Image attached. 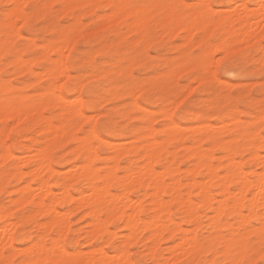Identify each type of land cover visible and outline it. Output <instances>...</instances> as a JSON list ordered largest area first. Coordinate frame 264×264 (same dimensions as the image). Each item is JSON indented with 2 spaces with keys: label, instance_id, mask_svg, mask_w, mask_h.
<instances>
[{
  "label": "rangeland",
  "instance_id": "374dc122",
  "mask_svg": "<svg viewBox=\"0 0 264 264\" xmlns=\"http://www.w3.org/2000/svg\"><path fill=\"white\" fill-rule=\"evenodd\" d=\"M176 1H178V0H176ZM176 1L175 0H167V2H171V3H176ZM201 1H203V0H201ZM201 1L192 0L193 3L201 2ZM7 2H8V0H7ZM22 2H23L22 0H19L17 4H21ZM179 2L183 3L184 0H181V1L179 0ZM225 2H230V0H225ZM13 3H15V2H13ZM35 3H39V4L47 7V8L45 7L41 12V15H46V22H42L40 27H38V28L34 27L31 31H29L27 28L21 27V24L23 22L18 23V22H16L17 19H13V21L15 20L14 21L15 23H13V25H17V27H12V30H11L12 34L11 35L9 34L11 39L8 37L9 40L4 41V43H3L5 47L2 44V49L0 48L1 49L0 50V99L3 98L4 93L7 91V92H10V94H12V95L20 96L24 100H26L28 102L29 101L32 102L33 106L34 105L36 106L35 108L42 109L41 110L42 112L40 110L34 111L36 109L33 107L34 108V110H33L34 112L32 114L33 120H35L37 117H40L41 114L42 115L44 114V116H45V114L46 115L48 114L49 115L48 117L51 118L54 121V123H57L59 121L61 123H64L63 121H65L64 124H65L66 133L59 142H57L55 145L51 146V145H47L45 142V140L47 139L46 135L42 134L39 131H38L39 133L36 132L41 124L40 125L39 124L33 125L32 121H31L32 119H26V120L19 121V122L16 121L17 124L19 125L20 130H21L20 131L21 136L19 134V136L10 145H8L9 150L14 154V156L5 157V150H6L5 141L7 139V133L5 132V130L3 128L5 120L3 121V118H2V120L0 118V126H1L0 132L4 130L3 133L1 132L2 134L0 133V155H1L0 156L1 157V159H0V207L2 206L4 208H6L5 209L6 211H8L6 218L2 219V222H4V223L7 222V225H8V223L10 225H12L13 223L15 224V220L17 221V223H16L17 225H13V226H16L14 228H15L16 233H17L16 234V240L13 242V245H15L16 248H14V246H12L13 251H14V249H16V251L17 250L19 251V249L20 250H22L24 248L26 249V247L29 246L30 238L32 239V241H36V242L39 241V242L43 243V241H45L44 244L46 243L48 245V247H50V244L47 241L50 242V240H52L51 238L53 236H57L56 234H57V231L59 229H57L56 226H53L52 228L50 227L51 228L50 231L48 230L49 232H47V234L45 235L46 232H44V231L46 228H49V227L45 225V227H46L45 228L43 225L41 228L40 227L38 228V224H39L38 222H41V221L43 222V219L45 221V219L47 217L44 218L41 215H39L38 213H36L35 206L33 207V205L30 204L29 202L23 203L21 206L20 205L17 206L15 203H12L13 198H15V195L12 191L16 187H18V185L20 186V184H21V186H22V184H23V186H24V183L26 185L25 181H27V180L29 182L34 183L35 181H37V179L35 178L34 181H33V179H31V181H30L29 176H23L22 180L17 182L16 177L14 178V175H13L14 172L11 174V171H14L15 168H19L22 166H23L22 169L25 172L30 169L31 164L33 163V161L30 160V159H32L30 156L31 154L27 155V157L29 156V158L25 157L26 154H28V149L30 147L33 150V152H30V153H33V154H34L35 150H37V149L38 150L43 149L44 151L47 149L45 151V153H49L47 155L49 157L50 163L52 164L53 168L56 170V172L53 173L51 182L54 184V191H56L58 193L59 189H58V186L56 184H59L62 182L63 175H64L65 171L69 169L70 164H72L74 162H79L77 160L75 154L73 153L75 150H72V149H75L76 145H77L75 140L73 141L74 136L76 135V132L78 133L77 135L79 137H82L85 140L88 139L87 140L88 143H92V146L96 149L98 157L95 159V165L98 167H101V168L105 167L106 166L105 164H107V163L110 165H115L117 167V168L114 167L117 170V171L115 170V172H117L115 175L117 177L118 176L120 177V174H122V176H123L128 171L133 170L135 168H137L136 170H138V168L140 167V165L143 162V157H142L143 150L141 149L143 146H141V144L144 141L146 142V139H140L139 135H143V133L144 134L146 133V126H148V125H151L152 127L154 126L153 127V129H154L153 137L157 138L158 141L161 142V145H159L157 148H160V146L165 147L164 149H162L160 151L158 150V152H159L158 154H160V155H158L159 157H158L157 161L154 163V165H155L154 168L156 167V169H155L156 171L157 170L163 171V172L165 171V174H166V175L163 174V175H165L164 186L160 190V195L162 193L165 200L168 199L169 196H170V198H172L173 196L176 197L177 195L188 197L189 196L188 192H189L191 195L189 197H191L193 200L197 201L199 199V196H198L196 190L199 191V189H197L199 187L197 185H196L197 186L196 187V186L191 184V182H192L191 179L194 178V176H193L194 174H191L193 172V171L191 172V169L195 168V167H193L194 161H197L196 162L197 166H198V162H201V163L211 162V163L215 164V165L212 164L213 166H217L216 164L218 162H220V164L222 162L223 165H219L220 167H218V170L217 169L216 170L219 174H220V172H221V174H223L224 166L227 164V159H226L225 153L228 154V152H229V151H226L225 149L223 150L225 145H229L230 147L234 146V148H235V150H234L235 159L237 162L238 161L241 162L240 164L243 165V168H245L244 169L245 171L247 170L248 172H252V175H254V176H255V171H257V172L261 171L262 165L259 163V160H258V162H255L256 159L251 158L249 155V153H251L252 151H254L256 149L260 152V154L263 155V153L261 151V149H262L261 138L259 135V133H260L259 121L262 118L256 119V117L261 115V109L259 107H256V106L247 107V106L242 105L239 109L234 107V106H226L227 105V99H228L227 97L220 100V99H218V96L215 92H208V91H202L201 90L203 88V82H201V81H203V80L202 79L199 80V76L196 73L200 69L202 61L204 59H206L205 58L206 53H204L203 51L208 44L204 42L205 40H207V39L209 40V38H212L214 40L219 41V40H221L220 38L222 37V40H225L226 43L229 45L230 50L232 49V47H234L233 49H235V50L232 49L231 52L235 51L238 53L242 48L246 49V48H250V47H253L256 44H258L261 36L264 35V32L262 33V35L260 34L259 35L260 37H258L257 39L252 38V40L245 41V43H243L244 41L239 42L238 40L236 42V39L234 38L233 32L226 34L227 36L224 35L225 32L226 33L228 32L227 31L228 28H226V29L221 28L219 31H216L214 33L213 29H212L213 27H212V28L208 29L209 31L212 29V31H210V33L207 30L204 34H200V29H202V28L197 26V25L198 24L201 25V23L196 22V20H195L196 17L194 14L195 12H189L186 10H182L185 13L189 12L187 14H183V16H182V18L183 17L187 18V19H184V21L186 20L187 22H184L183 19L181 20L183 22V24L185 23L184 28H183L182 22L180 23L181 18L179 16V19L176 22L177 24H174L171 26V27L174 26L173 29L171 27L165 28L163 25H159V26L156 25L155 26L156 30L153 32V35L151 37H148V38H146V37L142 38L141 37L140 38V36H139L137 39H133L132 38L133 34L137 33V32H135V31L132 32V30H130V27L128 26V24L126 22H124L123 27L118 26L123 21V18L119 19V21H118L114 16L109 18L110 16L104 17L103 15H95V13H97V11L103 12V8L101 6L106 5V2L103 0H100L99 3L96 5L92 4L93 0H92V3H91V0H72L69 2L67 0L66 1H64V0H53V1L52 0H26V2H24V4H35ZM177 4H180V3L177 2ZM53 5H60V7L54 8ZM92 5H94L95 7H91ZM67 6H69V8H67ZM71 6H73V7H71ZM64 10H66V11H64ZM223 10L224 9H221V11H223ZM190 13L191 14L193 13L192 14L193 16H190ZM5 15L6 14L1 10L0 11V30H3V31L5 30V28L1 26V22L3 19H5V17H6ZM189 16L191 17V20H192V18H193V20H195L193 25H190V23H188L190 20ZM109 19L110 20L113 19L112 20L113 24H111L112 22L109 21ZM20 21H23V19H21ZM64 21H69V22L65 23ZM115 21L116 22L118 21V22L115 23ZM186 23L189 24L188 27H191L189 29L191 31H188L190 33H188L186 31V30H188ZM191 23H193V22H191ZM216 23H218V22H216ZM232 24L234 26L239 25V23H237L234 20L232 21ZM101 25H102V27H101ZM180 25H182V27H180ZM185 25L187 28H185ZM195 25L198 28V29L196 28V30H195V28H192V27H195ZM213 26L216 27V24H213ZM170 28L172 30H169ZM175 28H177L176 29L177 31L175 30ZM14 30L17 32L14 33ZM236 30H237V27L235 28V32H236ZM174 32H175V35H172ZM17 33H19V35H17ZM73 33H75L78 37H76V35H73ZM114 33H116V34H114ZM191 33H192V35H191ZM205 35L208 36V37L206 36L207 37L206 39H204ZM222 35H224V36H222ZM79 37H81V38H79ZM72 38L73 39L76 38V39L73 41ZM233 38L235 40H233L234 42L233 41L231 42L230 40ZM187 39H188V41H187ZM85 41L87 43H84ZM177 41H179V42L177 43ZM65 42L67 44L66 46H64ZM248 42L249 43L252 42V43L249 44ZM61 44L63 46H61ZM45 45H48V47L45 48ZM49 45H50V47H49ZM59 46L61 47L60 50H64V51H61L64 53L63 55H65V53H67L65 55L66 59L64 57L65 62L63 61V55L62 54H61L62 57H59V53H58L59 48H60ZM238 46H239V48H238ZM53 48H54V50H53ZM137 48H139L138 51L136 50ZM44 50H45V52H44ZM194 50H199L198 54L196 56L191 55V53ZM231 52H230V54H231ZM19 55H21V56L19 57ZM55 56L56 57L58 56V58L61 59L62 63L64 62V64H62L64 66L62 67V65H59L57 70H56L57 72L56 71L54 72L55 75H52L49 73L47 75L45 70H47V72H49V68L51 67L52 61L54 60V58L56 59ZM7 57H10V59H7V62H5ZM16 58H21V60L24 59L23 61L28 59L31 63L27 62L28 61L27 60L26 63L24 62V63L20 64L21 61H20V63H18L19 61H17ZM17 63L20 64V66L17 65ZM210 63H212V62H210ZM249 63H250V65L252 64V62H249ZM28 64H29L30 68L28 67ZM254 66L252 67V70L249 73H245V72L241 71L240 69H238V71H240L241 74H236V75L228 74V75H226V74L222 73L220 78H221V81L224 85H232L234 83L237 85H240V86L247 85L249 94L255 97L253 104L258 105L260 103V99H261L260 93H259V85L262 82H264L261 80L260 73H259V68H260L259 59H257V62L255 63ZM59 67L63 68V69L60 70ZM66 68H67V70H66ZM58 69H59V71H58ZM34 70H35V72H34ZM32 71H33V73H32ZM60 71H63V72H60ZM181 71H182V73H181ZM37 72L40 74L41 77L37 76V74H38ZM44 72H45V74L43 77L42 73H44ZM67 72H68V74H67ZM115 73H117V74H115ZM175 76H177V77H175ZM39 77L41 79L38 80ZM94 77H96V78H94ZM189 77H191V78H189ZM57 78L62 80V82L57 80ZM63 78H65V79H63ZM84 80H86V81H84ZM195 80H197V81H195ZM175 81L179 82L178 87L175 86V83H174ZM254 81H256V82H254ZM55 82L56 83L60 82V83L57 86L55 84ZM157 82H159V84L162 86V91H160L158 95H154L152 97L151 101L143 99L141 97V94L145 93L147 91L154 90L153 85ZM7 84L11 85L10 89L6 87ZM53 84L55 85L54 88H52V86H54ZM145 85H147V87H145ZM250 85H252V86H250ZM78 87L80 88V90ZM52 89H54V90H52ZM58 89L60 90L59 92H58ZM46 90H47V92H46ZM49 90H51V91H49ZM193 90H195V91H193ZM55 93H59L62 96H65L68 100H70L71 98H73V100H74V99H77V97H79L78 99L81 100L82 110H83V113H85V114L84 115H77V114L72 113V111L70 113L68 110L65 114V111L59 110V107H60L59 104H56V105H58V106H56L55 103H52V101H51V100H57L56 96H58L59 94L56 95ZM77 93H78V95H77ZM113 93H115V94H113ZM190 94L199 97L198 100H196L193 103L188 105V107L190 109H192L190 117L187 119H180V118L173 117L172 111L175 110L176 106L180 105L181 101H184L186 97H188L190 99L191 98ZM75 95H77V96H75ZM46 98L48 99L47 101H45ZM135 100L138 103V107L135 104L136 103ZM43 101H45V102H43ZM102 102H104V103H102ZM57 103H63V102L58 101ZM52 104H54L55 106H53ZM102 105L104 106V108H106V111L101 110ZM62 106H64V105H61V107ZM166 106H168V109ZM64 107H63V109H64ZM159 109L161 112L159 111ZM165 109H167L170 112H165V111H167ZM1 110H0V112H1V114H3L4 111L2 110L3 111L2 112ZM64 110H66V109H64ZM57 111H59V112L57 113ZM60 112H62V113H60ZM100 112H103V113H100ZM59 113H60V115H58ZM96 113L97 114L99 113V115H97ZM162 113H163V115H162ZM62 115L63 116L66 115V117L65 116L63 117ZM85 115H87V116L85 117ZM166 115H168V116H166ZM90 116H92V117H90ZM150 116H152V117L149 118ZM165 116L168 117V122H165V120L163 119V117H165ZM170 116L172 117L173 121L175 120V124L178 127V128H176L175 131L171 130L172 132H169V127L166 126L170 122ZM94 117H100L103 120V125L100 126L101 127L100 132L94 131V129H96L98 127L97 120ZM57 118H59V119L57 120ZM235 118H238V121L233 122L232 120ZM250 119H252V120H250ZM89 120L91 121L90 124L88 123ZM2 121H3V123H2ZM80 122H82V123H80ZM66 124L67 125L69 124L68 125L69 127ZM211 124H213V125H211ZM158 125H162V126H158ZM193 125L196 126V128L193 127ZM243 125H245V126H243ZM179 126H181V127H179ZM207 126H209V127L207 128ZM217 127H218V129L219 128L220 129L218 130ZM201 128H203V129H201ZM205 128H207V129L205 130ZM238 128L240 130H238ZM249 128H253L254 132H249L248 131ZM74 129H75V131H73ZM85 129H87V131H85ZM199 129H201V130H199ZM70 131L72 133H70ZM166 133L172 135V136L168 135V136H170L169 137L170 140L167 139L168 136ZM83 134H85V135H83ZM3 135H5V136H3ZM23 135H25V136H23ZM81 135H83V136H81ZM35 136H36V139H35ZM24 137H25V139H24ZM230 137H232V138H230ZM3 138H5V141ZM43 138H44V140H43ZM149 138H150L149 140H151L152 137L150 136ZM34 139H35V141H34ZM89 139L92 141H90ZM130 139H132V140H130ZM254 139H256V140H254ZM249 142H250V146H249ZM257 142H259V143H257ZM255 143H257L258 145L257 144L255 145ZM110 144H112V145H110ZM137 144H139L141 147H139ZM41 145H43L45 147H41ZM74 145H75V147H74ZM124 145H126V146H124ZM47 147H49L50 151L48 150ZM123 147H126V150H128L129 153L128 154L122 153L120 156L118 154V151H122ZM128 147H129V149H128ZM198 148L200 149V152H201V150H206L207 152L205 155H207V156H205V155L202 156L200 154L199 156L201 158L198 159V157L195 156L196 154H194L196 152L195 150ZM199 149L197 151H199ZM116 150H118V151H116ZM3 151H4V155L2 153ZM190 152H192V153H190ZM211 152L213 155L211 154ZM210 154L212 156H209ZM2 155H3V157H2ZM164 155H166V156H164ZM15 156H18L20 158L19 165L21 163L23 165L15 166L16 163L18 164V160L15 158ZM221 156H223V157H221ZM4 157L6 158L5 161H4V159H5ZM21 158H22V160L25 159V161L28 159L31 162L30 161L23 162V161H21ZM204 158H205V160H204ZM252 159H254V161ZM168 161H169V163H168ZM1 162H3V163H1ZM116 162H117V164H116ZM173 165H175L177 167H175ZM168 166H170L172 170L169 167V171H166V170H168V169H166ZM199 167H198V169H199L198 172L196 171L197 173L194 171L197 174V175H195V177H196L195 179H198L197 181L201 180V182L203 180L206 181L205 180L206 179L205 178L206 167L205 166H204L205 168L203 166H201L200 168ZM162 168H164V169H162ZM174 168H175V170H174ZM63 170H64V172H63ZM173 171H175L176 173ZM171 173H173L174 178L176 176L175 179H177V175H178L179 183H180V181H181L180 184L183 183L180 186V188L178 189L179 191L177 190V188H178L177 186H176L177 188L175 187L177 191H175V189L171 185V182L175 180ZM158 174L161 175L162 172L161 173L159 172ZM191 175L193 176V178ZM161 178L163 179V177H161ZM168 178L170 180L172 179V181L168 182L169 181ZM145 181H147V180H145V178L142 179V182H145ZM183 181L184 182L188 181L187 182L188 184L187 183L184 184ZM168 183H170V184H168ZM189 183H190V185H189ZM137 184H139V185H137ZM33 185H35V183ZM86 185L87 184H86V182H84V180H78V181L71 182L70 189H71L72 194L75 196V198L80 197L82 195V194L80 195V190H85ZM170 185H171V187H170ZM188 185H189L191 192L189 190H187ZM134 186H133L134 188L132 187L133 189L131 188L132 190L129 192L130 193L129 196L131 197V199L137 200V199H140V197H141L143 206L145 208L149 207V205H148L149 198L142 196L144 189H142L143 187H141V186H143V183L141 184V182L138 181V183L135 182ZM190 186H193V187H190ZM166 187L168 189L173 188L174 190H172V189L169 190L170 192L172 191L170 194L166 193L167 192ZM110 190H112L113 195L114 194L122 195L120 193H122L121 191H123L124 189L120 188V186L117 184H113L110 187ZM193 190L195 191V194H194ZM115 191H116V193H115ZM216 191L218 192V189L214 190L213 193L216 194ZM118 195H116V196H118ZM171 195H173V196H171ZM216 195L219 196L218 193ZM248 197L249 196L247 195V198ZM170 198H169V200H170ZM218 198H220V196ZM171 200L173 202L177 203L175 199H174L175 201L173 199H171ZM173 202L169 203V206H171L170 208H172V211H171L172 218H174L176 222L181 223L183 229L186 226L185 228L186 229L188 228V231H189L188 234L189 235H192L191 232L196 228L194 226V224L196 225V223H197L198 225H200L199 227L196 228L197 233H195V230L193 231L196 234L195 237L197 238V236L200 235L202 238H205L208 241V243L210 241L209 244H211L213 241L219 242L222 239L221 238L222 233H227L228 235L236 234V232H234L235 229H236L237 233H242L245 235L246 232L242 231V230H244L243 220L245 222V218L248 217V219H246V222L244 223L245 225L250 223V222L251 223H258L259 217L261 216L260 214L263 211V209L261 207H259L258 209H256V212L258 213V211L260 210L261 213H259V215L258 214L254 215L251 212H249V210H247V208L243 207V206H245V205H243L242 206L243 209L241 208L243 216L242 215L239 216V215H237V213H235V215H234V213H230L229 209H231V208L228 207L229 209L227 208L228 210H226L225 213L222 214L221 221L224 220L223 224L224 223L228 224V222L226 221L227 219L229 220V223H230V221L231 222L234 221L233 224H235L236 226L232 227L233 233H231L229 231L228 226L226 227V226L222 225L221 227H223V228H220V229L218 228L216 231H213L212 229H210L211 227L209 225H208L209 227L207 226V223L209 224L208 220L210 221V217L208 218V216H205V215L212 214V211L209 207H207V205L205 207L204 203L200 202V204H203V205L198 204V206L196 207L199 210H198L197 217L194 219L195 221H193V220L187 221V219H184L185 216H183V213H182V210H181L179 204L176 207L177 204H174ZM241 202L242 203L244 202V204H247L246 200H242ZM214 205H215V202H214ZM15 206H17L16 209H15ZM70 207L71 208L74 207V210L72 209V211H70L71 210ZM75 207H76V205L74 206V204H73V206H72V204L70 205L67 203L58 204L56 206V208H58L60 214H61V212H62V214H64V212L68 211V213H65V214H67V216L66 215L65 216L68 218V219L66 218V221L69 220L68 221L69 223L66 222L65 224H68L69 227L66 225V227L68 229H66V227L64 228V230L66 231L67 234L64 233L63 238L65 237V235L66 236H72L73 235L76 237V240L73 241L72 243H70L69 247H72V248H90L92 240L87 238L86 234L82 235L84 233V231L82 233V229H84L83 227L86 226V224L88 223V220H90V218H89V216L86 215V208H79L78 206L76 208ZM9 209L12 211H10ZM34 210H35V212H34ZM9 211L11 213H9ZM32 211L34 213H32ZM199 211L201 212V214L199 213ZM9 214L11 215V217L8 216ZM33 214H34V216H33ZM68 214H70V215H68ZM225 214H228L229 218L227 217V215L225 216ZM251 214L254 217H252ZM28 215H29V217H28ZM238 216H239V219H236V218H238ZM180 217H181V219H180ZM255 217L258 219H256ZM206 218H208V219H206ZM235 220H237V221H235ZM241 222H242V224H241ZM83 223H85V224H83ZM171 225H174V224L171 223L170 226ZM198 225H196V226H198ZM13 226H9V227H13ZM87 227L89 228V226H87ZM116 227H119V228H116ZM43 228H45V229H43ZM109 228H110V230H114L116 232V235L109 242H106V243L104 242V245L110 246V247H107V253H109V255H111V253H112V255H114L115 251H118V248L121 246L118 244L122 243L123 241H121V240L126 237V236L123 237L121 235V233L124 232L126 234L129 231L123 226L122 222H120L115 217L113 219H111L110 224H109ZM171 228H172V226H171ZM192 228H194V229L192 230ZM85 229H86V227H85ZM137 229H139V231H137ZM142 229L144 230L143 232L141 231ZM256 229H255V231H256ZM67 230H68V232H67ZM76 230L77 231L79 230L78 233ZM257 231H256V233L258 234L259 228ZM139 232H140V234H138ZM180 232H182V231H178V232H175L173 234L171 233L172 235H170V237H168L167 235H169L170 232L168 234V232L166 233V231H165L163 233L162 240L160 239V242L158 241V244L163 246V251H162L161 255L164 257V259H165V257L168 259V257L170 256L169 257L170 259L175 260V258L174 259L171 258V255L176 257V261H183L186 257L191 258V254L194 251L191 253L190 252L188 253L187 251L183 250L182 251L183 256H182V254H181L182 252L180 250L181 248H179V250H178L179 252L177 251L174 253L172 251L173 253L172 252L170 253L169 252V251H171L170 248L166 246V245L170 244V238L172 237L171 239H175V237H177L176 236L177 234L180 235ZM214 232L218 233L217 235H216V233L214 234L217 236L216 238L214 235L211 236ZM220 232H221V234H220ZM20 233L22 234V237H21ZM38 233H39V235H38ZM42 233H44V234H42ZM249 233L250 232H247V234H249ZM26 234L29 235V239H28V236ZM41 234H42V236L39 237ZM136 234H138V235H136ZM182 234H184V233H181V235ZM252 234L253 233H251L250 235H252ZM80 235H81V237H80ZM149 235H150L149 231L143 226V224L142 223L139 224V227L136 228V230L132 233L131 238L129 239L130 240L129 250H133L132 256L130 258L139 259L143 255V250L149 248L148 245L152 243V242H150L151 240H148ZM26 236H27V238H25ZM103 237H106V235H103ZM53 238H55V237H53ZM61 239H60V241L62 242L63 240H61ZM134 239H135V241H134ZM94 240H96V239H94ZM125 240H126V238H125ZM144 240H146V241H144ZM77 241H79V243H76ZM97 243H99V241H97ZM142 246H144V247H142ZM156 246H157V244H156ZM174 246L177 247V245H173L172 247H174ZM148 250L151 251V249H147V251ZM20 253L21 254H19V252L16 253L17 255H14L13 253H11L10 256L12 254L14 256H11L10 261L14 259L15 261H17V264H27L26 262L28 261L29 255L26 254V251L23 253L22 252H20ZM174 254H176L177 256H175ZM179 254H181L180 255V257L182 256L181 258L178 257ZM185 254H186V256H185ZM22 255H24L23 258H22ZM10 256H8V258ZM8 258H7V260H9ZM177 258H179V259L177 260ZM196 258H199V257L197 256ZM167 259H165V260L167 261Z\"/></svg>",
  "mask_w": 264,
  "mask_h": 264
},
{
  "label": "bare ground",
  "instance_id": "6f19581e",
  "mask_svg": "<svg viewBox=\"0 0 264 264\" xmlns=\"http://www.w3.org/2000/svg\"><path fill=\"white\" fill-rule=\"evenodd\" d=\"M18 1L19 0H10V2H15V3H18ZM23 2L21 3V5L22 4H24V2H26V0H22ZM53 1V0H52ZM64 1H66V0H64ZM68 2L69 1H72V0H67ZM99 1L100 0H93V3H92V0H91V3L92 4H94V5H96V4H98L99 3ZM103 1H105L106 2V5L107 4H111V3H117V2H119V0H103ZM176 1V0H175ZM181 1V0H180ZM199 1H201V0H199ZM6 2H7V0H6ZM47 2V1H46ZM182 3V2H179V0L178 1H176V3ZM195 2V1H194ZM201 2H203V1H201ZM71 3V2H70ZM73 3V2H72ZM67 4V3H66ZM71 5V4H70ZM74 5V4H73ZM94 5H92L91 7H95ZM71 7H73V6H71ZM47 8V7H46ZM66 8V7H65ZM67 8H69V6H67ZM95 9V8H94ZM93 10V9H92ZM1 11V10H0ZM64 11H66V10H64ZM187 11V10H186ZM224 11V10H223ZM187 13H189V12H187ZM187 13H185V12H183L182 11V15H180V23L182 22L181 20L183 19V21H184V17L182 18V16H183V14H187ZM193 14V13H192ZM191 13H190V16H193ZM195 14V17L198 15V14H196V13H194ZM9 15H11V14H9ZM79 15V14H78ZM189 15V14H188ZM6 16V15H5ZM189 16V17H190ZM69 17V16H68ZM77 17V16H76ZM104 17H107V16H104ZM111 17H113V16H110L109 18H111ZM115 17V16H114ZM121 18H123V17H121ZM120 18V19H121ZM13 19H16L14 16H12L10 19H6V17H5V19H3L2 20V22H1V26L2 27H4L5 28V30L3 31V30H0V48L2 49V44L4 43V41H6V40H9V38H10V35L12 34V27H13V23H15L14 21H13ZM78 19V18H77ZM105 19V18H104ZM108 19V18H107ZM179 19V16L177 17V19H176V22H177V20ZM190 20H189V22L188 23H190V25H193L194 24V21L196 20H193V18H192V20H191V17L189 18ZM80 20V19H79ZM106 20V19H105ZM112 20L113 19H109V21H111L112 22ZM119 21V20H118ZM117 21V22H118ZM193 22V23H191V22ZM232 21L233 20H228L227 21V27L226 28H228L227 29V33L225 32L224 33V35H226V34H229V33H231V32H233V34H234V38L236 39V42H237V40L239 41V42H241V41H244L243 43H245V41H249V40H252V38H255V39H257L258 37H260L259 35L261 34L262 35V31H261V27H264V25H262V26H260V27H258L256 24H254V23H249V24H247V25H244V24H241V23H239V25L238 26H234L233 24H232ZM235 21V20H234ZM17 22V21H16ZM20 22H23V21H20ZM116 21H115V23H117ZM184 22H187L186 20L184 21ZM197 22V21H196ZM195 22V23H196ZM188 23H186V25H187V27L189 26V24ZM218 23H223V21H219ZM99 24V23H98ZM111 24H113V22L111 23ZM175 24H177V23H175ZM182 24H183V22H182ZM185 24V23H184ZM184 24H183V28H184ZM197 24V23H196ZM108 25V24H107ZM186 25H185V28H187L186 27ZM19 26V25H18ZM105 26V25H104ZM128 26L130 27V30H132V32L133 31H135V32H139V33H141V35H140V38L142 37V38H145V36L143 35V24H128ZM157 26H159V25H157ZM176 26V25H175ZM179 26V25H178ZM197 26H199V27H201V28H204L205 26H204V24H202L201 23V25L200 24H198ZM229 26V27H228ZM15 27H17V25H15ZM79 27V26H78ZM82 27V26H81ZM101 27H102V25H101ZM171 27V26H170ZM174 27V26H173ZM173 27H171L172 29H173ZM177 27V26H176ZM180 27H182V25H180ZM213 28L215 27V26H212ZM237 27V30H236V32H235V28ZM68 28V27H67ZM169 29V30H172V29ZM191 27H188V30H186L187 32L188 31H191V30H189ZM192 28H195V30H196V25H195V27H192ZM212 28V29H213ZM225 28V29H226ZM14 29V28H13ZM18 29V28H17ZM177 28H175V30H176ZM181 29V28H180ZM198 29V28H197ZM200 29V28H199ZM212 29L210 30V31H212ZM80 30V29H79ZM94 30V29H93ZM179 30V29H178ZM194 30V29H193ZM192 30V31H193ZM224 30V29H223ZM166 31V30H165ZM164 31V32H165ZM177 31V30H176ZM209 31V30H208ZM210 31H209V33H210ZM17 31H15L14 30V33H16ZM84 32V31H83ZM235 32V33H234ZM22 33V32H21ZM77 33V32H76ZM130 33V32H129ZM188 33H190V32H188ZM208 33V32H207ZM10 34V35H9ZM78 34V33H77ZM114 34H116V33H114ZM128 34V33H127ZM169 34V33H168ZM223 34V33H222ZM71 35V34H70ZM73 35H76L75 33H73ZM94 35V34H93ZM161 35V34H160ZM159 35V36H160ZM172 35H175V32L172 34ZM191 35H192V33H191ZM224 35H222V36H224ZM188 36V35H187ZM207 35H205V38L204 39H206L207 37H206ZM227 36V35H226ZM264 36V35H263ZM9 37V38H8ZM16 37V36H15ZM60 37V36H59ZM76 37H78L77 35H76ZM93 37V36H92ZM189 37V36H188ZM187 37V38H188ZM221 37V36H220ZM8 38V39H7ZM79 38H81V37H79ZM225 38V37H224ZM231 39L230 41L232 42L233 40H235V39ZM11 39V38H10ZM73 39V38H72ZM76 39V38H75ZM75 39H73V41L75 40ZM189 39V38H188ZM188 39H187V41H188ZM221 40H219L218 41V43H216V44H209L208 43V39L207 40H205L204 42L205 43H207L208 45L206 46V48L204 49V53H206L205 54V58H208L209 56H211L212 54H214V53H216V51H217V48L218 47H225V48H229L230 49V47H229V45L226 43V41L225 40H222V37L220 38ZM230 39V38H229ZM199 40V39H198ZM228 40V39H227ZM72 41V42H73ZM255 41V40H254ZM200 42V41H199ZM234 42V41H233ZM6 43V42H5ZM249 43V42H248ZM250 43H252V42H250ZM249 43V44H250ZM48 44V43H47ZM50 44V43H49ZM58 44V43H57ZM63 44V43H62ZM61 44V46H63ZM65 45L64 46H66L67 44H66V42L64 43ZM75 44V43H74ZM73 44V45H74ZM146 44V43H145ZM239 44V43H238ZM242 44V43H241ZM41 45V44H40ZM71 45V44H70ZM170 45V44H169ZM189 45V44H188ZM232 45V44H231ZM247 45V44H246ZM3 46H4V44H3ZM172 46V45H171ZM5 47V46H4ZM48 47V45H45V48H47ZM49 47H50V45H49ZM60 47V46H59ZM58 47V48H59ZM147 47V46H146ZM193 47V46H192ZM52 48V47H51ZM55 48V47H54ZM54 48H53V50H54ZM234 47H232V49H233ZM238 48H239V46H238ZM237 48V49H238ZM241 48V47H240ZM0 49V50H1ZM4 49V48H3ZM50 49V48H49ZM48 49V50H49ZM61 49V47L59 48V51H58V53H59V57H62V55L64 54L63 52H61V51H64V50H60ZM147 49V48H146ZM231 49V50H232ZM231 50H230V52H231ZM233 50H235V49H233ZM47 51V50H46ZM43 52V51H42ZM44 52H45V50H44ZM72 52V51H71ZM235 52V51H234ZM49 53V52H48ZM95 53V52H94ZM124 53V52H123ZM41 54V53H40ZM62 54V55H61ZM67 53H65V55H66ZM71 54V53H70ZM230 54V53H229ZM47 55V54H46ZM45 55V56H46ZM61 55V56H60ZM65 55H63V61H64V57H65V59H66V56ZM3 56V55H2ZM21 55H19V57H20ZM48 56V55H47ZM175 56V55H174ZM18 57V56H17ZM41 57V56H40ZM56 57V56H55ZM22 58V57H21ZM21 58H16L17 59V61H19L18 63H20V61H21V63L20 64H22V63H26V61L28 60H25V61H23V60H21ZM2 59V58H1ZM35 59V58H34ZM39 59V58H38ZM258 59V58H257ZM49 60V59H48ZM32 61V60H31ZM27 62H29V63H31L29 60L27 61ZM34 62V61H33ZM65 62V61H64ZM64 62L62 63L61 62V59L60 58H58V56L56 57V59L54 58V60L52 61V63H51V67L49 68V72H47V70H45L46 71V74L48 75V73L49 74H52V75H55L54 74V72L57 70V68H58V66L59 65H62V64H64ZM68 62V61H67ZM211 61H209V63H210ZM17 63V65H19L20 66V64H18ZM111 65V64H110ZM190 65V64H189ZM64 65H62V67H63ZM168 66V65H167ZM28 67L30 68V66H29V64H28ZM66 67V66H65ZM133 67V66H132ZM190 67V66H189ZM255 67V66H254ZM187 68V67H186ZM48 69V68H47ZM59 69L60 70H62L63 68H60L59 67ZM59 69H58V71H59ZM123 69V68H122ZM25 70V69H24ZM66 70H67V68H66ZM128 70V69H127ZM183 70V69H182ZM38 71V70H37ZM44 71V70H43ZM119 71V70H118ZM131 71V70H130ZM34 72H35V70H34ZM42 72V71H41ZM57 72V71H56ZM60 72H63V71H60ZM20 73V72H19ZM23 73V72H22ZM32 73H33V71H32ZM38 73V72H37ZM118 73V72H117ZM117 73H115V74H117ZM128 73V72H127ZM180 73V72H179ZM181 73H182V71H181ZM43 74V77H44V74H45V72L44 73H42ZM67 74H68V72H67ZM166 74V73H165ZM236 74H241V72L240 71H238V69H237V71L235 72V74H231V75H236ZM156 75V74H155ZM179 75V74H178ZM37 76H40V74L38 73L37 74ZM41 77V76H40ZM38 78V80L39 79H41V78ZM175 77H177V76H175ZM66 78V77H65ZM65 78H63V79H65ZM91 78V77H90ZM94 78H96V77H94ZM177 79V78H176ZM193 79V78H192ZM191 79V80H192ZM198 79V78H197ZM57 80H59L60 82H62V80H60L59 78H57ZM199 80H201V78H199ZM84 81H86V80H84ZM195 81H197V80H195ZM59 82V83H60ZM199 82V81H198ZM201 82H203V81H201ZM200 82V83H201ZM254 82H256V81H254ZM59 83H56L55 82V84L58 86V84ZM82 83V82H81ZM195 83V82H194ZM54 85V84H53ZM82 85V84H81ZM250 86H252V85H250ZM4 87V86H3ZM55 87V85L54 86H52V88H54ZM58 88V87H57ZM79 88V87H78ZM136 88V87H135ZM193 89V88H192ZM52 90H54V89H52ZM79 90H80V88H79ZM135 90V89H134ZM49 91H51V90H49ZM60 90L58 89V92H59ZM140 91V90H139ZM46 92H47V90H46ZM80 92V91H79ZM54 93V92H53ZM56 95L57 94H59V93H55ZM113 94H115V93H113ZM77 95H78V93H77ZM77 95H75V96H77ZM136 95V94H135ZM80 96V95H79ZM57 97V100H51L52 101V103H55V105L56 104H59V110H63V111H65V114H66V112H67V110L71 113V111H72V113H74V114H77V115H84L85 113H83V110H82V103H81V100L80 99H78L79 97H77V99H74L73 100V98H71L70 100H68L65 96H62L61 94H59L58 96H56ZM21 98V100H22V103H20V104H18L17 106H15V108L14 109H10L8 112H5V110H4V108H3V98L2 99H0V110L2 109L3 111H4V113L3 114H1V112H0V118H1V120H2V118H3V121L5 120V122L9 119V115H11V117L12 118H15L16 119V121H23V120H26V119H32V114H33V112L34 111H41L42 109H38V108H35L36 106L34 105L33 106V103L32 102H28V101H26V100H24L22 97H20ZM55 98V97H54ZM52 99V98H51ZM136 99V98H135ZM48 99L46 98V100L45 101H47ZM36 101V100H35ZM45 101H43V102H45ZM58 101H60V102H63V103H57ZM136 101V100H135ZM175 101V100H174ZM102 103H104V102H102ZM133 103V102H132ZM136 106L138 107V103H137V101H136ZM38 105V104H37ZM53 106H55L54 104H52ZM61 105H64V106H62L61 107ZM86 105V104H85ZM56 106H58V105H56ZM36 109V110H34V108ZM63 107H64V109H66V110H64L63 109ZM167 107V109H168V106H166ZM41 108V107H40ZM167 109H165V110H167ZM1 110V111H2ZM34 110V111H33ZM153 110V109H152ZM170 110V109H169ZM2 111V112H3ZM142 111V110H141ZM159 111H160V109H159ZM42 112V111H41ZM59 111H57V113H58ZM157 112V111H156ZM161 112V111H160ZM163 112V111H162ZM165 112H170V111H165ZM37 113V112H36ZM60 113H62V112H60ZM60 113L58 114V115H60ZM64 113V112H63ZM100 113H103V112H100ZM40 114V113H39ZM97 114V113H96ZM166 114V113H165ZM168 114V113H167ZM4 115V116H3ZM97 115H99V113L97 114ZM162 115H163V113H162ZM170 115V114H169ZM245 115V114H244ZM47 116V117H46ZM49 115L47 114H45V116H44V114L42 115H40V117H37L35 120H31L32 121V124L33 125H35V124H41L40 126H39V128L37 129V131L36 132H41L42 134H44V135H46L47 136V139L45 140V142H46V144L47 145H55L57 142H59L62 138H63V136L65 135V133H66V129H65V121H63L64 123H61L60 121L59 122H57V123H54V121L51 119V118H49L48 117ZM63 116V115H62ZM65 117H66V115H64ZM63 116V117H64ZM87 115H85V117H86ZM89 116V115H88ZM93 116V115H92ZM92 116H90V117H92ZM166 116H168V115H166ZM84 117V118H85ZM152 116H150L149 118H151ZM161 117V116H160ZM60 118V117H59ZM59 118H57V120L59 119ZM88 118V117H87ZM95 118V117H94ZM159 118V117H158ZM262 118V116L261 115H259L258 117H256V119H261ZM86 119V118H85ZM82 120V119H81ZM178 120V119H177ZM250 120H252V119H250ZM3 121H2V123H3ZM154 121V120H153ZM233 122H236V121H238V118H235V119H233L232 120ZM231 121V122H232ZM96 122V121H95ZM152 122V121H151ZM225 122V121H224ZM80 123H82V122H80ZM79 123V124H80ZM153 123V122H152ZM151 123V124H152ZM227 123V122H226ZM78 124V125H79ZM201 124V123H200ZM204 124V123H203ZM223 124V123H222ZM239 124V123H238ZM67 125V124H66ZM69 125V124H68ZM67 125V126H68ZM81 125V124H80ZM211 125H213V124H211ZM220 125V124H219ZM226 125V124H225ZM236 125V124H235ZM165 126V125H164ZM166 126H168L169 127V132H172V131H175L176 130V128H178L177 127V125L175 124V120L173 121V119H172V117L170 116V122H169V124L168 125H166ZM231 126V125H230ZM243 126H245V125H243ZM1 127V126H0ZM69 127V126H68ZM154 127V126H153ZM153 127L151 126V125H148V126H146V133L144 134L143 133V135H139V137H140V139H146V142L144 143H140L141 144V146H143L141 149L143 150V155H142V157H143V162H142V164L140 165V167L138 168V170H136L137 168H135V169H133V170H130V171H126L127 173L126 174H124L123 176H122V174H120V177L118 176H116L115 174L117 173V172H115V170H116V166L115 165H110V164H105L106 166L105 167H103V168H101V167H98V166H96L95 165V159L98 157V154H97V151H96V149L92 146V143H88V139L87 140H85L84 138H82V137H79L77 134V132H76V135L74 136V139H73V141L75 140V142L77 143V145H76V148L75 149H72V150H75L73 153L75 154V156H76V158H77V160L79 161V162H74V163H72V164H70V167H69V169L68 170H66L65 171V173H64V175H63V178H62V182L61 183H59V184H56L57 186H58V189H59V192L57 193L56 191H54V184L51 182V179H52V176H53V173H55L56 172V170L53 168V166H52V164L50 163V160H49V157H48V155L47 154H49V153H45V151L47 150H43V149H40V150H35V152H34V154L33 153H30V152H33V150H32V148L30 147L29 149H28V154H26V156L25 157H27V155H30L31 156V158L32 159H30V160H32L33 161V163L31 164V166H30V169L29 170H27L26 172L22 169V167H19V168H15V170L14 171H11V174L13 173V175H14V178L16 177V179H17V182L18 181H20V180H22V178H23V176H29L30 177V181H31V179H33V181H34V179L36 178L37 179V181H35L34 183H35V185H33L34 183H32V182H29L28 180V182L27 181H25L26 182V185H25V183H24V186H23V184H22V186H21V184H20V186L18 185V187H16L12 192L14 193V195H15V198H13V200H12V203H15L17 206L18 205H22L23 203H26V202H29L30 204H32L33 205V207L35 206V209H36V213H38L39 215H41L42 217H44V218H46L45 219V221H44V219H43V222L41 221V222H38L39 224H38V228L40 227H42L43 225H44V227H45V225L46 226H48L49 228H43V229H45V231L44 232H46L45 233V235L47 234V232H49L50 231V229L53 227V226H56L57 227V229H59L58 231H57V236H53V237H55V238H51L52 240H50V242L49 241H47L49 244H50V247H48V245L45 243L44 244V242L45 241H43V243H41V242H39V241H32V239L30 238V243H29V246H25L26 247V249L24 250V249H22V250H20L19 249V251L17 250L16 251V249H14V251H12V253L14 254V255H17L16 253H18L19 252V254H21L20 252H25L26 251V254L27 255H29V257H28V261L26 262L27 264H36V262L37 261H40V260H43V259H46V258H48L50 255H51V249L57 244V242H61L60 241V239L61 240H63V236H64V233H66V231L64 230V228L66 227V225L68 226V224H65L66 222H68V221H66V216H67V214H65V213H68V211H66V212H64V214H62V212H61V214H60V212H59V210H58V208H56V206L58 205V204H64V203H67V204H72V206H73V204H74V206L76 205V207L78 206L79 208H86V215L87 216H89V218H90V220H88V223L86 224V229H85V227H83L84 229H82V233H83V231H84V233L82 234V235H84V234H86L87 235V238H89L90 240H94V239H96V237L97 236H103V235H106V237H105V240H104V242L106 243V242H109L110 240H112L113 238H114V236L116 235V232L114 231V230H110V228H109V224H110V221H111V219H113L114 217L115 218H117L120 222H122V224H123V226L129 231L128 233H121V235L123 236V237H125L126 238V240H125V238L124 239H122L121 241H123L122 243H119L118 245H121L119 248H118V251H115V253H114V255H112V253H111V255H109V253H107V259L108 260H114V259H116V260H120L121 261V264H123V261L124 260H128V259H130V257H129V253H128V250H129V244H130V238H131V236H132V233L136 230V228H138L139 227V224H143V226L149 231V233H150V235H149V237H148V240H151L150 242H152L151 243V245H152V247L151 248H147V249H151V251H153L154 250V248H155V246H156V244L157 245H159L158 244V241L160 242V239L162 240V236H163V233L166 231V233L168 232V234H169V232H170V234L169 235H167L168 237H170V235H172L173 233H175V232H178V231H182V232H180V235H176V236H180V237H182L181 238V241L179 240V242L177 241V244H179L180 243V245H183L182 247H180L181 249V252L184 250V251H187L188 253L190 252H193L194 250L193 249H190V248H188L187 247V242L188 241H192V242H194L195 240H196V237H195V233H197L196 232V228L197 227H199L200 225H198L196 222V225H198V226H196L195 224H194V226L196 227H194V228H192V230L194 229L195 230V233L192 231L191 233H192V235H189L188 233H189V231H188V228L186 229L185 227H184V229H183V227H182V225H181V223H178V222H176L175 221V219L174 218H172V215H171V211H172V208H170L171 206H169V203L171 202H173L171 199H175L176 200V202L177 203H175V202H173L174 204H177L176 205V207L178 206V204H179V206H180V208H181V210H182V213H183V216H185V218L184 219H187V221H189V220H193V221H195L194 219L197 217V214H198V210L199 209H197L196 207L198 206V204H200V202L201 203H204V205H205V207H206V205H207V207H209L210 209H211V211H212V214H210V215H205V216H208V218L210 217V221L208 220V222H209V224L207 223V226L209 225L211 228L210 229H212L213 231H216L218 228L220 229V228H223V227H221L222 225L223 226H228V228H229V231L231 232V233H233V226H236L235 224H233V222H231L230 221V223H229V220L227 219L226 221L228 222V224L227 223H224L223 224V222H224V220L223 221H221V216H222V214L223 213H225V211L226 210H228L229 208L228 207H230L231 209H229L230 211V213H234V215H235V213H237V215H241V213H242V206L243 205H246L247 207H245V206H243V207H245V208H247V210H249V212H251L252 214H254V215H256V214H258L259 215V213H261L260 212V210L258 211V213L256 212V209H258L259 207H261V195H260V192H261V190H260V183H261V180H260V176L262 175V174H264V173H262V171H259V172H257V171H255V176L254 175H252V172H248L247 170L245 171L244 169L245 168H243V165L242 164H240L241 162H237L236 161V159H235V156H234V150H235V148H234V146H232V147H230L229 145H225V147L223 148V150L225 149L226 151H229L228 152V154H226L225 153V156H226V159H227V164L224 166V172H223V174H221V172H220V174L217 172V170H218V167H220L219 165H223L222 164V162H221V164H220V162H218L216 165L217 166H213V165H215V164H213V163H211V162H208V163H201V162H198V166L196 165L197 163V161H194V164L196 165H194L193 164V167H195V168H192L191 169V174H194L193 176H194V178H193V176H192V178L193 179H191L192 180V182H191V184L192 185H194V186H198L199 188H197V189H199V191H197L196 190V192H197V194H198V196H199V199L197 200V201H195V200H193L191 197H189V196H191L190 195V193L188 192V197H184V196H176V197H174L173 195H171V196H173L172 198H170V196H169V198H170V200H169V198L168 199H166L165 200V198H164V196L162 195V193H161V195H160V190H161V188L164 186V177H165V171L163 172V171H156L155 169H156V167L154 168V163L157 161V159H158V155H160V154H158L159 152H158V150L160 151V150H162V149H164L165 147L163 146V147H161L160 146V148H157L159 145H161V142L160 141H158V139L157 138H155V137H153V133H154V129H153ZM179 127H181V126H179ZM193 127H195L196 128V126H194L193 125ZM200 127V126H199ZM198 127V128H199ZM206 127V126H205ZM209 126H207V128H208ZM215 127V126H214ZM4 128V127H3ZM67 128V127H66ZM78 128V127H77ZM185 128V127H184ZM187 128V127H186ZM207 128H205V130L207 129ZM212 128V127H211ZM248 128V127H247ZM201 129H203V128H201ZM201 129H199V130H201ZM217 129H218V127H217ZM220 129V128H219ZM218 129V130H219ZM231 129V128H230ZM172 130V131H171ZM238 130H240L239 128H238ZM259 130V129H258ZM4 131V130H3ZM3 131H1L2 133H3ZM73 131H75V129L73 130ZM0 132V133H1ZM38 132V133H39ZM1 133V134H2ZM70 133H72L71 131H70ZM165 133V132H164ZM6 134V133H5ZM96 134V133H95ZM167 134V133H166ZM242 134V133H241ZM240 134V135H241ZM26 135V134H25ZM25 135H23V136H25ZM83 135H85V134H83ZM83 135H81V136H83ZM168 135H170V134H167V136ZM239 135V136H240ZM3 136H5V135H3ZM20 136H21V134H20ZM41 136V135H40ZM110 136V135H109ZM152 137L151 138V140H149L150 138L149 137ZM170 136H172V135H170ZM170 136H168V140H170L169 139V137ZM27 137V136H26ZM86 137V136H85ZM100 137V136H99ZM174 137V136H173ZM172 137V138H173ZM251 137V136H250ZM230 138H232V137H230ZM252 138V137H251ZM4 139V141H5V138H3ZM24 139H25V137H24ZM35 139H36V136H35ZM35 139H34V141H35ZM102 139V138H101ZM157 139V140H156ZM166 139V140H167ZM32 140V139H31ZM43 140H44V138H43ZM90 140V139H89ZM103 140V139H102ZM130 140H132V139H130ZM254 140H256V139H254ZM87 141V142H86ZM90 141H92V140H90ZM106 141V140H105ZM107 142V141H106ZM123 142V141H122ZM220 143V142H219ZM257 143H259V142H257ZM257 143H255V145L257 144ZM44 144V143H43ZM184 144V143H183ZM110 145H112V144H110ZM123 145V144H122ZM139 147H141L139 144H137ZM136 145V146H137ZM165 145V144H164ZM194 145V144H193ZM192 145V146H193ZM258 145V144H257ZM95 146V145H94ZM124 146H126V145H124ZM129 146V145H128ZM166 146V145H165ZM184 146V145H183ZM211 146V145H210ZM249 146H250V142H249ZM248 146V147H249ZM41 147H45V146H43V145H41ZM74 147H75V145H74ZM117 147V146H116ZM6 148V150H5V157H12V156H14V154L9 150V148H8V146L7 147H5ZM48 148V150L50 151V149H49V147H47ZM138 148V147H137ZM179 148V147H178ZM186 148V147H185ZM128 149H129V147H128ZM199 149V148H198ZM198 149H196L194 152V154H196L195 156H197L198 157V159L199 158H201L199 155L201 154L202 156H204L205 154H206V150H201V152H200V149H199V151H197ZM70 150V149H69ZM124 150V151H123ZM123 150L122 151H118V150H116V151H118V154L121 156V154L123 153H125V154H128L129 153V151L128 150H126V147H123ZM205 153H204V152ZM142 152V151H141ZM193 152V151H192ZM192 152H190V153H192ZM203 152V153H202ZM3 153V155H4V151L2 152ZM1 153V154H2ZM27 153V152H26ZM65 153V152H64ZM71 153V152H70ZM209 153V152H208ZM115 154V153H114ZM211 154H212V152H211ZM209 155V156H212V155ZM3 155H2V157H3ZM23 155V154H22ZM109 155V154H108ZM111 155V154H110ZM130 155V154H129ZM1 156V155H0ZM33 156V157H32ZM105 156V155H104ZM118 156V155H117ZM119 156V157H120ZM164 156H166V155H164ZM205 156H207V155H205ZM218 156V155H217ZM224 156V157H225ZM249 156V155H248ZM4 157V158H5ZM23 157V156H22ZM106 157V156H105ZM163 157V156H162ZM194 157V156H193ZM221 157H223V156H221ZM220 157V158H221ZM246 157V156H245ZM244 157V158H245ZM250 157L251 158H254V159H256V161L255 162H258V160H259V163L262 165V166H264V153H263V155L262 154H260V152L256 149V150H254V151H252L251 152V155H250ZM249 157V158H250ZM15 158L18 160V164L16 163V165L15 166H18L19 165V163H20V158L18 157V156H15ZM27 158H29V156L27 157ZM114 158V157H113ZM0 159H1V157H0ZM75 159V158H74ZM142 159V158H141ZM197 159V158H196ZM254 159H252L253 161H254ZM6 160V158L4 159V161ZM30 160H26L27 162L28 161H30ZM204 160H205V158H204ZM212 160V159H211ZM21 161H23V162H26L25 161V159L24 160H22V158H21ZM180 161V160H179ZM241 161V160H240ZM17 162V161H16ZM31 162V161H30ZM207 162V161H206ZM1 163H3V162H1ZM168 163H169V161H168ZM116 164H117V162H116ZM213 164V165H212ZM225 164V163H224ZM21 165H23L22 163L19 165V166H21ZM100 166V165H99ZM130 166V165H129ZM173 166H175V165H173ZM201 167V166H205L206 167V174H205V180L206 181H202L201 182V180L200 181H197L198 179H195L196 177H195V175H197L196 173L198 172V167ZM114 167H116V168H114ZM169 167L170 166H168L166 169H168V170H166V171H169ZM175 167H177V166H175ZM199 167V168H200ZM204 167V168H205ZM216 167V168H215ZM165 168V167H164ZM164 168H162V169H164ZM186 168V167H185ZM188 168V167H187ZM170 169H171V167H170ZM177 169V168H176ZM196 169V170H195ZM217 169V170H216ZM250 169V168H249ZM262 169V168H261ZM160 170V169H159ZM172 170V169H171ZM174 170H175V168H174ZM189 170V169H188ZM117 171V170H116ZM177 171V170H176ZM196 173H195V172ZM205 171V170H204ZM250 171V170H249ZM63 172H64V170H63ZM161 173L162 172V174L160 175V174H158V173ZM173 172H175V171H173ZM176 173V172H175ZM174 173V174H175ZM163 174H165V175H163ZM172 174V176H173V178H174V175H173V173H171ZM170 174V175H171ZM187 174V173H186ZM199 174V173H198ZM159 175V176H158ZM10 176V175H9ZM180 176V175H179ZM160 177V178H159ZM161 177H163V179L161 178ZM145 178V180H147V181H145V182H142V179H144ZM171 178V177H170ZM175 178H176V176H175ZM174 178V179H175ZM178 175H177V179H175L174 181H172V179L170 180L169 178H168V182H171V185L173 186V188L175 189V191H177L179 188H180V186L183 184H180L181 183V181H180V183H179V181H178ZM15 179V180H16ZM78 180H84V182H86V189L85 190H80V197H76L75 198V196L72 194V192H71V189H70V187H71V182H74V181H78ZM180 180V179H179ZM190 180V181H191ZM138 181L139 182H141V184L143 183V186H141V187H143L142 189H144L143 190V197H148L149 198V200H148V205H149V207H147V208H145L144 206H143V203H142V200H141V197H140V199H137V200H132L131 199V197L129 196V192L135 187L134 185H135V182L136 183H138ZM189 181V182H190ZM54 182V181H53ZM80 182V181H79ZM184 182V181H183ZM188 182V181H187ZM187 182H184V184L185 183H187ZM201 183V184H200ZM113 184H117V185H119L120 186V188H123L124 190V192L123 191H121L122 193H120V194H122V195H118V194H114L113 195V193H112V190H110V187L113 185ZM168 184H170V183H168ZM188 184V183H187ZM137 185H139V184H137ZM171 185H170V187H171ZM179 185V186H178ZM189 185H190V183H189ZM189 185H188V189L187 190H189L190 191V188H189ZM134 186V187H133ZM178 188H177V187ZM196 186V187H197ZM133 187V188H132ZM177 188V190H176V188ZM187 187V186H186ZM190 187H193V186H190ZM255 188L256 189V192L255 193H253V196L255 197V199H253L252 197H248L247 198V193L249 192V191H251V189L252 188ZM132 188V189H131ZM167 188V187H166ZM173 188H170V189H166L167 190V192L166 193H171L169 190H174ZM141 189V190H142ZM165 189V188H164ZM216 189H218V192L216 191V194L218 193V195L220 196V198H218L219 196H217L215 193H213L214 192V190H216ZM235 189V190H234ZM10 191V190H9ZM169 191V192H168ZM179 191V190H178ZM185 191V190H184ZM194 191V190H193ZM191 192V191H190ZM115 193H116V191H115ZM119 193V192H118ZM175 193V192H174ZM181 193V192H180ZM168 194V195H169ZM176 194V193H175ZM174 194V195H175ZM178 194V193H177ZM194 194H195V191H194ZM78 195V194H77ZM116 195H118V196H116ZM79 196V195H78ZM116 196V197H115ZM187 196V195H186ZM217 196V197H216ZM174 200V201H175ZM242 200H246V202H247V204H244V202L242 203L241 201ZM199 202V203H198ZM214 202H215V205H214ZM245 202V203H246ZM145 203V202H144ZM197 204V205H196ZM29 205V204H28ZM200 205H203V204H200ZM17 206H15V209H16V207ZM75 207V208H76ZM204 207V206H203ZM202 207V208H203ZM68 208V207H67ZM71 208V207H70ZM228 208V209H227ZM242 208V209H241ZM262 208V207H261ZM6 208H4V207H0V253H2V251H3V249L8 245V244H11L12 246H14V248H16L15 247V245H13V242L16 240V230H15V228L14 227H16V226H13V225H17L16 223H17V221L15 220V224L13 223H11L12 225H10L9 223H8V225H7V222H2V219H4V218H6V215L8 214V211H6L5 210ZM72 209L74 210V207L73 208H71V210L70 211H72ZM78 209V208H77ZM10 210V209H9ZM69 210V209H68ZM179 210V209H178ZM10 211H12V210H10ZM9 211V213H11ZM63 211V210H62ZM262 211V210H261ZM34 212H35V210H34ZM33 211H32V213H34ZM244 212V211H243ZM72 213V212H71ZM85 213V212H84ZM199 213L201 214V212L199 211ZM228 213V212H227ZM30 214V213H29ZM245 214V213H244ZM251 214V215H252ZM66 215V216H65ZM68 215H70V214H68ZM82 215V214H81ZM85 215V214H84ZM227 215V217H228V214H225V216ZM231 215V214H230ZM236 215V216H237ZM260 215H264V209H263V211H262V213L260 214ZM8 216H10L11 217V215L9 214ZM33 216H34V214H33ZM200 216V215H199ZM239 216H238V218H236V219H239ZM243 216V215H242ZM24 217V216H23ZM28 217H29V215H28ZM250 217V216H249ZM252 217H254L253 215H252ZM257 217V216H256ZM255 217V218H256ZM199 218V217H198ZM208 218H206V219H208ZM229 218V217H228ZM244 218V217H243ZM242 218V219H243ZM68 219V218H67ZM82 219V218H81ZM174 219V220H173ZM180 219H181V217H180ZM246 219H248V217H246L245 218V222H246ZM256 219H258V218H256ZM235 221H237V220H235ZM242 221V220H241ZM22 222V221H21ZM181 222V221H180ZM239 222V221H238ZM244 222V220H243V226H244V228H245V223ZM69 223V222H68ZM171 223H173L174 225H171L172 226V228H171V226H170V224ZM205 223V222H204ZM232 223V224H231ZM19 224V223H18ZM65 224V225H64ZM83 224H85V223H83ZM121 224V223H120ZM200 224V223H199ZM241 224H242V222H241ZM9 226H13V227H9ZM36 226V225H35ZM87 226H89V228L87 227ZM193 226V225H192ZM208 226V227H209ZM242 226V225H241ZM242 226V227H243ZM37 227V226H36ZM51 227V228H50ZM69 227V226H68ZM142 227V226H141ZM239 227V226H238ZM88 228V229H87ZM116 228H119V227H116ZM205 228V227H204ZM227 228V229H228ZM232 228V229H231ZM56 229V228H55ZM66 229H68L67 227H66ZM144 229V228H143ZM141 230L142 232L144 231V230ZM191 229V228H190ZM189 229V230H190ZM226 229V230H227ZM5 230H7V233H8V235H7V237H5ZM49 230V231H48ZM223 230V229H222ZM258 230V228L256 229V231ZM65 231V232H64ZM77 231V230H76ZM79 231V230H78ZM78 231H77V233H78ZM137 231H139V229H137ZM174 231V232H173ZM191 231V230H190ZM202 231V230H201ZM228 231V232H229ZM243 231V230H242ZM254 231H255V229H254ZM255 231V232H256ZM18 232V231H17ZM67 232H68V230H67ZM234 232H236L237 233V231H236V229L234 230ZM240 232V231H239ZM258 232V231H257ZM76 233V234H77ZM119 233V234H120ZM172 233V234H171ZM181 233H184V234H182L181 235ZM194 233V234H193ZM216 233V235L218 234L217 232H214L211 236H213L214 234ZM252 232H250L249 234H247V232H246V234L245 235H250ZM21 234V233H20ZM37 234V233H36ZM42 234H44V233H42ZM42 234L39 236V237H41L42 236ZM50 234V233H49ZM67 234V233H66ZM125 234V235H124ZM128 234V235H127ZM138 234H140V232L138 233ZM138 234H136V235H138ZM220 234H221V232H220ZM223 234V233H222ZM27 235V234H26ZM38 235H39V233H38ZM216 235H214L215 236V238L217 237ZM233 235V234H232ZM28 236V239H29V235H27ZM27 236L25 237V238H27ZM35 236V235H34ZM44 236V235H43ZM52 236V235H51ZM66 236V235H65ZM73 236V235H72ZM166 236V235H165ZM21 237H22V234H21ZM37 237V236H36ZM80 237H81V235H80ZM79 237V238H80ZM137 237V236H136ZM209 237V236H208ZM18 238V237H17ZM24 238V237H23ZM46 238V237H45ZM44 238V239H45ZM86 238V239H87ZM147 238V237H146ZM172 238V237H171ZM174 238V237H173ZM222 238V237H221ZM118 239V238H117ZM89 240V241H90ZM147 240V239H146ZM146 240H144V241H146ZM220 240V239H219ZM134 241H135V239H134ZM218 241V240H217ZM39 242V243H38ZM63 242V241H62ZM212 242V241H211ZM77 243V242H76ZM209 243H210V241H209ZM173 246V245H172ZM171 246V247H172ZM142 247H144V246H142ZM176 246H174V247H172V248H175ZM186 247V248H185ZM20 248V247H19ZM18 249V248H17ZM186 249V250H185ZM171 250V249H170ZM148 251H150V250H148ZM150 251V252H151ZM170 253L172 252V251H169ZM174 252V251H173ZM172 252V253H173ZM175 252H177V251H175ZM174 252V253H175ZM179 252V251H178ZM186 252V253H187ZM128 253V254H127ZM140 253V252H139ZM11 255V256H14V255ZM182 254V256H183V252L181 253ZM181 254H179V256L178 257H180V255ZM170 255V254H169ZM175 256H177L176 254H174ZM10 256V255H9ZM11 256L8 258V256L7 257H3L2 255H0V259H9V261H10V259H11ZM23 256L24 255H22V258H23ZM165 256V255H164ZM181 256V257H182ZM185 256H186V254H185ZM168 257V256H167ZM170 257V256H169ZM168 257V259L165 257V259H167V260H169L170 258ZM180 257V258H181ZM171 258H175V260H176V257H174L173 255H171ZM25 259V258H24ZM23 259V260H24ZM179 258H177V260H178ZM12 261V260H11Z\"/></svg>",
  "mask_w": 264,
  "mask_h": 264
},
{
  "label": "snow or ice",
  "instance_id": "6c2138e0",
  "mask_svg": "<svg viewBox=\"0 0 264 264\" xmlns=\"http://www.w3.org/2000/svg\"><path fill=\"white\" fill-rule=\"evenodd\" d=\"M46 6L39 3L35 4H17L0 0V10L6 14V19L14 16L22 28H27L31 31L34 27H40L42 22H46V15H41L42 10ZM53 7H60V5H53ZM103 12L97 11L95 15L115 16L117 20L123 17L119 27L127 24H143V35L148 38L153 35L156 30V25H163L165 28L170 27L176 23L178 16L182 15V10L195 12L196 21L204 24V28L200 29V34H204L213 24V32L219 31L221 28L227 27L228 20H235L237 23L247 25L254 23L258 27L264 25V0H203V2L193 3L192 0H184L183 3H171L167 0H119L117 3L102 5ZM224 9V11H221ZM11 14V15H9ZM35 18V19H34ZM187 19V18H184ZM223 21V23H216ZM68 23L69 21H64ZM15 27V25H13ZM264 32V27H261ZM19 35V33H17ZM141 33L133 34V39H137ZM179 41H177L178 43ZM84 43H87L86 41ZM209 44H216L218 40L209 38ZM137 51L139 48L136 49ZM199 50H194L191 55L196 56ZM229 48L218 47L216 53L202 61L201 67L196 73L199 78L203 80L202 91L215 92L218 99L222 100L227 97L226 106H234L240 108L242 105L247 107H259L261 109L262 119L259 121L260 138L262 145V153H264V82L259 85L260 103L254 105V96L249 94L247 85L240 86L237 84L224 85L221 81V74H235L237 69L245 73H249L252 67L257 62H260L259 73L261 80L264 81V36H261L258 44L250 48H242L238 53L231 52ZM7 57L5 62H7ZM211 61L212 63H209ZM249 62H252L250 65ZM191 78V77H189ZM175 86L178 87L179 82L175 81ZM11 88L10 84L6 85ZM147 87V85H145ZM154 90L147 91L141 94L145 100L151 101L154 95H158L162 91V86L159 82L153 85ZM195 91V90H193ZM190 99L185 98L177 105L175 110L172 111V116L180 119H187L191 115L192 109L188 107L189 104L198 100L199 97L191 95ZM22 103L20 96L12 95L10 92H5L3 96V108L5 112L14 109L15 106ZM102 111H106L104 106H101ZM98 127L94 129L95 132H100L103 125V120L100 117H95ZM165 122H168V117H163ZM90 124L91 121L89 120ZM162 126V125H158ZM4 130L7 133L5 146L10 145L20 134L19 125L15 118L9 115V119L4 122ZM87 131V129H85ZM249 132H254L253 128L248 129ZM251 155V153H249ZM264 173V166L261 169ZM260 195L261 207L264 209V174L260 176ZM256 189L253 187L247 193L249 197L253 196ZM245 207H247L245 205ZM243 215V213H241ZM255 219V218H254ZM259 228L257 234L254 229ZM244 232H252V235H244L236 233L228 235L222 234V239L219 242L213 241L211 244L200 235L196 240L187 242V247L193 249L191 258L186 257L183 261L165 260L161 255L163 251L162 245H157L153 251L149 252L147 249L143 250V255L139 259L124 260L123 264H264V215L259 217L258 223H248L245 225ZM8 233L5 230V237ZM103 236H97L93 240L90 248H72L69 244L76 240L75 236H65L63 242L57 244L51 249V255L43 260L37 261L36 264H121L120 260L107 259V247L104 245ZM181 237L177 236L175 239L170 238V244L166 245L171 251H178L183 245L177 244ZM99 241V243H97ZM79 243V241H77ZM172 245H177L172 248ZM152 247L151 244L148 245ZM12 245L8 244L0 253L3 257H7L12 253ZM133 250H128L129 257L132 256ZM199 258H196V257ZM0 264H17L14 259L9 261L7 259H0Z\"/></svg>",
  "mask_w": 264,
  "mask_h": 264
}]
</instances>
